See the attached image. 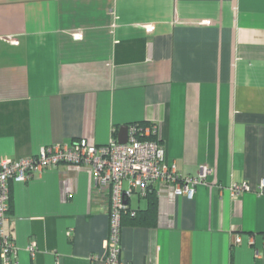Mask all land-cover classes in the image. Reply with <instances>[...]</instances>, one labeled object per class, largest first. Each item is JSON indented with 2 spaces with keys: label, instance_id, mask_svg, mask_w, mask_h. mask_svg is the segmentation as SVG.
Masks as SVG:
<instances>
[{
  "label": "crops",
  "instance_id": "0c3cea01",
  "mask_svg": "<svg viewBox=\"0 0 264 264\" xmlns=\"http://www.w3.org/2000/svg\"><path fill=\"white\" fill-rule=\"evenodd\" d=\"M136 123L179 175L211 174L192 200L157 199L153 227L125 224L120 260L264 264V0H0V160L104 146ZM243 183L236 200L217 188ZM92 190L90 169L66 164L11 183L17 264H105Z\"/></svg>",
  "mask_w": 264,
  "mask_h": 264
},
{
  "label": "built area",
  "instance_id": "2783aa9c",
  "mask_svg": "<svg viewBox=\"0 0 264 264\" xmlns=\"http://www.w3.org/2000/svg\"><path fill=\"white\" fill-rule=\"evenodd\" d=\"M202 23L211 24L210 21ZM9 42L18 45L16 40L10 39ZM155 136L154 125L140 127L136 123L127 126L125 144H118L115 139H111L104 146H96L81 138L71 146L61 144L42 147L36 155L25 159L0 160V264H17V247L5 231L10 184L25 183L45 168H55L59 164L90 169L93 197L108 206L109 230L104 263L129 264L120 260V241L122 216L129 209L130 200H142L150 192H154L157 199L185 197L192 200L196 188L207 185L206 177L211 174L210 169L202 168L196 177L179 175L174 164L167 162L164 147L157 140L150 139ZM217 188L219 191L226 189L233 200L241 193L250 191L246 183ZM131 214L134 215L133 211ZM240 242L239 237L235 238V244ZM27 251L31 256L35 255V242L30 243Z\"/></svg>",
  "mask_w": 264,
  "mask_h": 264
},
{
  "label": "trees",
  "instance_id": "16d2710c",
  "mask_svg": "<svg viewBox=\"0 0 264 264\" xmlns=\"http://www.w3.org/2000/svg\"><path fill=\"white\" fill-rule=\"evenodd\" d=\"M140 127L147 126L149 124L140 123ZM156 140V138H150ZM141 200V199H138ZM146 202V207L143 210L140 209H131L129 208L122 216V227L126 225L137 226V227H153L156 222L157 214V198L154 192H150L143 198ZM133 211L134 215L131 214ZM11 214V205H10V187H9V199H8V212L7 216Z\"/></svg>",
  "mask_w": 264,
  "mask_h": 264
},
{
  "label": "water",
  "instance_id": "95a60500",
  "mask_svg": "<svg viewBox=\"0 0 264 264\" xmlns=\"http://www.w3.org/2000/svg\"><path fill=\"white\" fill-rule=\"evenodd\" d=\"M127 141V126H121L118 130L116 142L118 144H125Z\"/></svg>",
  "mask_w": 264,
  "mask_h": 264
},
{
  "label": "rangeland",
  "instance_id": "374dc122",
  "mask_svg": "<svg viewBox=\"0 0 264 264\" xmlns=\"http://www.w3.org/2000/svg\"><path fill=\"white\" fill-rule=\"evenodd\" d=\"M136 198H133V203L135 202L136 203V200H135ZM142 204V203H141Z\"/></svg>",
  "mask_w": 264,
  "mask_h": 264
}]
</instances>
